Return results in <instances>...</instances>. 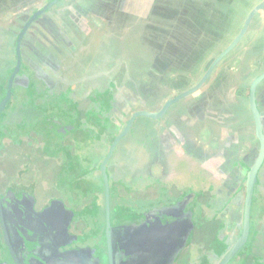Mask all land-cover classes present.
I'll list each match as a JSON object with an SVG mask.
<instances>
[{
  "label": "crops",
  "instance_id": "obj_1",
  "mask_svg": "<svg viewBox=\"0 0 264 264\" xmlns=\"http://www.w3.org/2000/svg\"><path fill=\"white\" fill-rule=\"evenodd\" d=\"M48 1L0 0V100L16 65L17 37ZM233 2L236 7V0H63L47 9L20 42L21 71L0 120V159L38 144L59 164L56 184L73 189L70 200H80L74 205L92 195L102 207L100 163L123 134L106 164L110 222L123 220L124 208L140 220L181 207L180 222L189 215L193 226L179 264L213 256L216 239L232 245L246 175L259 152L249 94L264 73L262 12L197 89L161 116L147 114L194 88L239 33L240 22L235 34L226 33L233 24L223 19ZM255 99L264 131V79ZM62 195L53 198L66 206ZM251 214L255 246L231 264H264V162ZM201 231L210 246L185 256L198 248Z\"/></svg>",
  "mask_w": 264,
  "mask_h": 264
},
{
  "label": "flooded vegetation",
  "instance_id": "obj_2",
  "mask_svg": "<svg viewBox=\"0 0 264 264\" xmlns=\"http://www.w3.org/2000/svg\"><path fill=\"white\" fill-rule=\"evenodd\" d=\"M61 1L63 0H59L57 3ZM257 17L258 13L255 14L251 22L257 20ZM223 19L225 20V18ZM250 24L246 32H248ZM246 32L240 41L245 38ZM231 42L218 51L219 53L215 59ZM4 192L0 189L2 203L0 218L4 223L1 233L6 246L8 245L7 249L10 258H12V264H15V260L18 264H104V258L97 257L96 250L92 247L84 249L78 244L77 234L71 231L73 223H71L67 213L68 205L61 207V202L52 199L53 202L36 209L35 200L28 191H26L28 193H21L15 197H7L5 194H8V192ZM168 211L169 214L163 220V225H158L159 220L157 222L154 220L155 216L163 214L160 210L159 213H151L145 215L143 219L115 227L114 229L128 228L121 232L116 231L113 234L114 250L112 257L114 264L178 263L177 260H180V258L175 253H177L178 248H182L179 246L178 241V237L182 235L178 224L180 223L179 217L182 208H171ZM8 222L17 227L18 230L9 232L6 226ZM133 224L136 227L130 229ZM6 234L7 236H5ZM87 251H91V254L88 255Z\"/></svg>",
  "mask_w": 264,
  "mask_h": 264
},
{
  "label": "water",
  "instance_id": "obj_3",
  "mask_svg": "<svg viewBox=\"0 0 264 264\" xmlns=\"http://www.w3.org/2000/svg\"><path fill=\"white\" fill-rule=\"evenodd\" d=\"M58 1L59 0H51L50 2L45 4L43 7H41L39 10L35 11L32 14V16L29 18V20L25 24L23 30L19 33V35L17 37L16 65H15V67H14V69H13V71L10 74V77L8 79L6 92H5L4 96L2 97V99L0 100V118H2V116L4 114L5 107H6L7 103L9 102V100L12 96L15 78L17 75L20 74V71H21L22 58H21V51H20V42H21L22 36H23L25 30L28 28V26L30 25V23L34 19H36L37 17H39L40 15L45 13L47 11V9H49L51 6H53ZM260 12L264 13V0H262L259 4H257L256 6L253 7V9L250 11L248 17L246 18V20H245L240 32L238 33V35L234 38V40L231 42V44L214 60V62L210 65V67L206 71L203 78L200 80V82L194 88H192L191 90L186 91L185 93L167 101L163 105L160 112L155 113V114H147V115H150L151 117H154V118L161 116L162 114L165 113L167 107L170 104L177 101L179 98L185 96L186 94L192 92L193 90L197 89L204 82V80L206 79V77L208 76V74L210 73L212 68L218 63V61L221 58H223L227 53H229L238 44L239 40L241 39V37L246 32V30H247L251 20L255 16V14L260 13ZM263 79H264V73L261 74L260 76H258L250 85L249 102H250V109H251L253 120H254L256 137L259 141V152H258V155H257V158H256L254 164L250 167V169L246 175L245 195H244V202H243V208H242V225H241L240 232L237 235L234 243L232 244V246L228 249V251L224 254V256L220 259V261L217 264H228L231 261V259L236 255V253L242 247H244L247 244L248 239H249L250 221H251V207H252V202H253V196H254L255 187H256L257 181H258V174H259V171H260L262 164L264 162V131L262 129L260 113L258 111L256 99H255L256 87H257L258 83ZM122 135L123 134H121V136ZM121 136H118V138L115 139V141L111 144L109 151L107 152L106 156L104 157V159L100 163V173H101V177H102L103 184H104V194H105V239H106V246H107L108 264H114L113 257H112L113 250H114V248H113L114 247L113 234L116 231L121 232L125 228H128V227H122V228L113 229L111 227V222H110V191H109V180H108V173H107L106 164H107V162H108V160H109V158L113 152V149H114L116 142L118 141V139ZM0 204H1V199H0ZM61 207H63V204H61ZM166 211H168V210H166V209L162 210L163 213H165ZM160 218H162L161 215L155 216L156 220H159ZM178 224H179L180 231L182 233V235H181L182 237L181 236L178 237L179 246L183 247L187 238H188V235H189V228H191L193 226V223L190 220V216L187 215L186 220L184 222H180ZM134 227H136L135 224H133L130 227V229H134ZM157 227H159V226H157ZM164 227H166V226H164ZM5 236H7V234ZM155 241H156V239H155ZM133 243L134 242L132 241V244ZM86 253H88V255H90L91 251H87ZM15 264H18L16 262V260H15Z\"/></svg>",
  "mask_w": 264,
  "mask_h": 264
},
{
  "label": "rangeland",
  "instance_id": "obj_4",
  "mask_svg": "<svg viewBox=\"0 0 264 264\" xmlns=\"http://www.w3.org/2000/svg\"><path fill=\"white\" fill-rule=\"evenodd\" d=\"M260 1L261 0H236L237 6L235 7L236 4L233 2V7L231 8V11H230L232 12V14L231 15L226 14L225 22L227 23V21H229L230 19L232 21L233 27L235 26L236 23H239V22L241 25H243L245 22V20H243L244 19L243 17L247 14V12L251 10V8L253 9L254 6L259 4ZM44 2H46V0H36V3L34 5H40ZM237 11L240 13V15L239 14L235 15V12ZM243 12L245 13L242 14ZM7 16L8 14L6 15V17ZM261 16L264 17V14L262 13ZM1 18H3V16ZM97 21L99 20H97L95 17L93 18L91 23L94 24ZM233 27H232L233 31L232 30L226 31V33L232 32L233 34H235L237 32V26H235L234 28ZM225 41H223L224 44H225ZM17 153L18 154H16V156L14 155L13 158H10L11 154L6 153L5 157H2L0 159V189L2 191H5L4 193L14 192L15 190L24 188L28 192L30 191L29 193H31V196L35 200L34 203L36 205L35 206L36 209L40 208L41 206L45 204L47 205L49 202H53L52 199H54L53 197L55 196L62 197L63 196L62 194H65V196L67 197V198L65 197L64 198L68 206L70 205L73 206L74 204H76V202L77 203L80 202V200L79 201L70 200L72 198L75 200L76 197H74V195L69 192L70 190H73V189L68 184L66 185L68 189H70L69 191L68 190H66L67 192L63 191V188L62 190H60L59 185L56 184V180L58 178L57 175H58V172L60 171V166L54 158L51 159L50 157L44 155L41 151H39L38 144L36 145L31 144L30 146L26 144L20 145L17 148ZM17 171L18 172L21 171V174L17 175ZM13 177H15L16 179L13 180ZM84 182H85L83 183L84 187L86 185H89V181H84ZM102 186H103V193H104L103 183H102ZM72 187L74 186L72 185ZM58 192L61 194H58ZM97 201L98 199L91 195L89 197V200L85 204H82V205L90 207L92 206V204H95ZM100 214H99V217H101L102 219V215ZM111 220H114V218L112 217V214H111ZM93 221H94V218L91 216H87L86 218H79L76 221L74 220L71 226L72 230L74 232H81L85 230L86 232V230L92 227L91 223ZM241 222H242V219H241ZM201 224L203 225V223ZM195 236L198 237V239L196 240V246H198V248H195V249L193 248L192 250L188 249L185 256H187L188 254L192 255V252L195 253L194 250L196 249L197 251L200 250L202 252L203 249L206 247L205 245H207L208 240H210V238L209 239L207 238V235L206 233H204V231H201L200 233H196ZM2 237H3L2 233H0V264L2 263L12 264L13 263L12 258H10L7 246ZM93 242H97V241L93 240ZM185 261L186 260H182L180 264H187Z\"/></svg>",
  "mask_w": 264,
  "mask_h": 264
},
{
  "label": "trees",
  "instance_id": "obj_5",
  "mask_svg": "<svg viewBox=\"0 0 264 264\" xmlns=\"http://www.w3.org/2000/svg\"><path fill=\"white\" fill-rule=\"evenodd\" d=\"M6 89V85L3 84L2 85V92L1 95L2 97L4 96V91ZM1 97V98H2ZM3 117V116H2ZM2 118H0L1 120ZM102 184V183H101ZM256 188V187H255ZM25 189L24 188H20L18 190H15L14 192H8L7 197H15V196H19V194L21 193H28V192H23ZM30 192V191H29ZM100 194L102 195V207L100 205L97 204V202L95 204H92V206H78V205H73V206H67V213L69 214V218L71 220V223H73V221L78 220L79 218H86L87 216H91L94 218V221L91 223V228L86 230H83L81 232H74L77 234V241L78 244L82 247V248H93L94 250H96V255L97 257H103L104 258V264H108L107 261V246H106V239H105V196L103 193V186L101 185V191L98 192V196H100ZM255 194V193H254ZM96 197V196H93ZM97 198V197H96ZM254 198V196H253ZM89 200V198H87V200L84 202V204ZM253 203V202H252ZM2 211V203L0 204V213ZM169 211H167L166 213H163L161 215L162 218L158 220L154 219L156 222L158 221L159 224L158 225H163V220H165L166 216H168ZM251 212H252V207H251ZM101 213V214H100ZM99 214L102 215V219L101 217H99ZM123 220H121L120 222H118V224H112L111 223V227L114 229L115 227H118L120 225H126L128 223H130V221L132 219L136 220V217L134 216L133 213H131L129 211V209L124 208L123 209ZM75 217V218H74ZM135 217V218H134ZM4 223L2 222L1 218H0V233L2 232V227H3ZM242 225V222H241ZM241 225H240V229H241ZM6 226L8 227V231L11 232L18 230L17 227L12 226L11 223H7ZM254 222L252 221V214H251V221H250V234H249V239L247 244L242 247L237 253L236 255L231 259V261L228 264H231L234 262V260L240 256L242 253H244V251L247 249H249L250 247L253 248L254 245ZM191 230H189V237L187 238L184 246L182 248H178L176 250L177 253H175V255H178V258H180V252L181 250L185 249L188 245L191 244L192 238H191ZM240 232V230H239ZM239 232L237 234H239ZM237 237V236H236ZM97 241V242H93V240ZM73 241V240H71ZM81 242V243H80ZM213 242V241H211ZM211 247H209L210 250H213V256L210 255H205L203 257H201V262L200 264H217L220 259L224 256V254L228 251V249L232 246L231 243L229 244V242L223 240V239H216L213 243L210 244ZM210 245H206V246H210ZM8 246V245H7ZM180 261V260H177ZM172 264V263H170ZM174 264V263H173ZM175 264H179V262L175 263ZM196 264H198L196 262Z\"/></svg>",
  "mask_w": 264,
  "mask_h": 264
}]
</instances>
